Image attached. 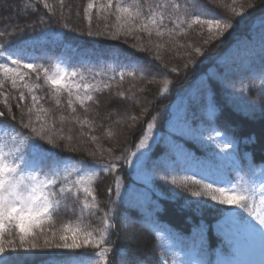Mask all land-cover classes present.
Listing matches in <instances>:
<instances>
[{"label":"trees","instance_id":"16d2710c","mask_svg":"<svg viewBox=\"0 0 264 264\" xmlns=\"http://www.w3.org/2000/svg\"><path fill=\"white\" fill-rule=\"evenodd\" d=\"M106 2L107 0H92L91 10V30L94 33L104 32V36L88 37L80 34L81 31L88 30L83 9L87 7L89 0H64L62 9L59 0H49L56 10L55 17L49 19L52 14L47 13L42 5L38 7V16H43L47 24H37L35 31L30 28L15 38H0V50L5 51V56L8 53L18 55L24 63H28V52H34L37 58L35 63L47 70L55 64L62 45L77 47L79 51L70 61L68 72L75 71L78 75L68 79L66 83L78 85L83 77L84 82L100 89L94 93V97L101 102L100 109L90 107L85 112L77 106V111L73 114L71 109L66 108V91L56 94L50 83L46 82L43 71L40 73V80H36L32 70L21 67V71L29 74L23 81L17 79L15 89L12 88L11 80L0 73V91L11 95L13 105L17 103L18 90L28 97L26 102H21L26 103L23 109L14 107L17 114L15 128L0 122V135L5 137V147H12L14 150L19 147L29 159H44V168L37 166L35 170L25 169V178L35 175L40 179H59L69 175L70 180L83 181L78 185V201L75 196L70 198L67 194L52 197L59 203L50 209L41 226L46 231L60 233L65 227L76 229L88 223L95 230L90 244L86 247L70 253L65 249L42 250L34 254L14 253L10 264H71L75 259L83 264H106L105 258L99 254L105 248L109 249L106 254L107 264H162V261H167V264H182L187 258L185 243L195 234L194 226L201 223L206 226L204 240L210 251L214 252L224 246V236L218 230L217 224L222 219L221 211L229 207L211 201L204 184L212 182V178L205 175L202 165L197 166L193 173L188 166V156L191 154L192 157L204 161L212 159L218 153L223 155L220 147L231 139L234 144L232 151L236 154L240 170L237 172L225 169L227 180L224 184L216 181L214 186L245 188L251 192L256 189L259 177L264 173V111L259 106L250 108L252 104L258 105L260 96L264 95V52L254 50L253 55L247 54L242 58L245 62L226 58L234 46L252 40L259 28H263L264 4L257 0L255 7L245 8L244 15L238 17L233 14L232 8L235 7L239 12L240 5L246 3V0H180L183 8L178 13L179 19L172 12L175 23L168 24L165 21L167 27L173 31L172 36H168L166 32L165 37L157 38L153 30L151 37L147 33L133 32L132 35L121 34L119 39H112L111 34L117 33L118 26L124 25V19L123 14H120V20L116 19L118 14L114 8L104 10L102 5ZM171 2L173 0H120L123 6H131L133 12L138 3L155 5ZM26 3L35 5L37 0H0V31L4 30V23L8 22L9 17L19 24L38 19L37 15L24 18ZM18 11L21 12L20 16H17ZM27 11L30 12L31 9ZM60 11H63L62 17ZM188 13L200 14L204 19H231L234 22L233 27L214 47L203 45L202 38L206 36L208 27L195 24L189 26L194 16ZM57 19L60 23H57ZM63 23H69V29L62 28ZM71 28L76 30L72 31ZM8 31L12 29L9 28ZM57 33L60 34L59 38ZM189 44L203 46L208 50L203 57H197L198 63L190 66L189 72L184 74L183 62ZM159 45L163 47H158ZM142 48L145 51H141ZM157 55L160 60H156ZM221 58L234 61V70L229 75L231 85L225 88L216 81H211L218 110L209 112L205 107L201 112L194 109L197 117L195 123L201 127L204 139H180L178 143L183 152L178 155L181 163L172 164V154L166 139L170 116L174 110L183 106L189 94L196 93L209 82L205 74L219 71ZM4 62L5 58L0 57V63ZM173 67H180L181 72H172ZM121 72L124 73L122 82ZM166 82L167 92L164 91ZM37 84L40 85L39 88L36 87ZM106 84L111 86V93L105 88ZM80 91L83 92V89ZM117 91L125 92L127 97L121 104L114 102L122 99L116 96ZM32 95L40 98L39 105L31 103ZM57 100L60 101L59 105ZM143 107H147L151 115L158 113L159 116L151 138L155 141H149L147 149L138 150L136 145L146 134L147 122L151 116L143 117L131 128L128 125L133 123L131 117L138 116ZM3 109L4 100L0 96V110ZM21 111L24 113L25 122L31 119L37 128L41 124L45 125L49 134L57 142L62 141L64 146L54 148L47 140L25 139L30 130L19 127ZM97 111L101 113L99 117L96 115ZM214 130L221 135L217 137ZM109 132L113 136L110 137ZM13 135L17 136L15 143L10 139ZM92 135L97 137L95 142L91 141ZM209 136L212 137L211 140L208 139ZM253 136L256 138L255 143L247 139ZM69 137L72 138L71 141ZM69 143L81 150L70 152L66 147ZM110 147L114 150L112 155L115 156L147 152L148 166L151 167L153 163L158 166L155 177L149 184L153 200H158L156 208L148 205L130 206L126 200L117 198V176L125 186L121 188L122 196L128 186L143 189L144 185L137 179L134 168L123 162H120L117 171L103 170L110 159ZM89 151L96 152V157L89 156ZM101 158L102 162L97 163ZM252 170L255 171V176ZM196 180L200 183H195ZM84 187L90 188L96 196L95 200L87 198L88 207L84 206ZM109 187L113 189L111 193L107 191ZM188 189L205 194L192 197ZM160 193L164 194L163 198ZM105 211H108L109 225L102 223L101 218ZM246 217L247 213H243L242 218ZM7 227L10 226H6L5 236ZM101 237L107 242L97 247Z\"/></svg>","mask_w":264,"mask_h":264},{"label":"snow or ice","instance_id":"6c2138e0","mask_svg":"<svg viewBox=\"0 0 264 264\" xmlns=\"http://www.w3.org/2000/svg\"><path fill=\"white\" fill-rule=\"evenodd\" d=\"M261 4H264V0H259ZM257 0H246V3L240 5V11L237 12L236 8H232V12L235 16H243L244 9H251L256 6ZM60 8L64 6V0H59ZM43 6V9L47 10V13L52 15L49 17L56 16V10L49 0H37L35 5L31 3H26L24 5V18L28 16L37 15L38 7ZM146 7V11H145ZM104 10L113 9L118 14L116 16L117 20H120L123 14L124 25L118 26L117 33L111 34L112 39H119L120 35L128 36L132 35L133 32L147 33L149 37L152 36L153 30L157 38L165 37L167 32L168 36L173 35L172 29H169L165 24L167 20L168 24H174L175 21L172 19V12L177 14V19H179L178 13L183 8V4L180 0H173L171 3L160 4H136L135 11L133 12L132 7H125L120 3V0H107V2L102 5ZM31 9V11H27ZM93 9L92 0H89L87 7L83 9L84 16L88 21V30L86 32L81 31V35H87L88 37L104 36V32L94 33L92 29L93 17L91 15V10ZM171 10V11H170ZM21 12H17V16H20ZM190 16H194L191 19L190 25L195 24L201 27L207 26L208 32L205 37L202 38L203 45L215 46L220 42L228 30L233 27V21L231 19L227 21H222L221 19H202L201 15L195 13H188ZM60 16H63V11H60ZM57 23L60 20L57 19ZM37 24H47V21L43 16H38V19L31 23L19 24L12 21L11 17L8 18V22L4 23V30L0 31V38L2 37H18L25 33L28 29L35 31ZM64 29H69V23H63L61 25ZM11 28L12 31H8ZM70 30L75 31V28ZM60 34L57 33V38ZM264 37V34H262ZM251 39V38H249ZM158 47H163L159 45ZM181 47H184L183 45ZM2 48V46H0ZM187 51L185 52L186 59L183 62V72L187 74L190 70V66L196 65L198 63L197 57H203L208 49L203 46H196L189 44L187 45ZM145 51V49H141ZM0 57H4V63H0V73H2L7 79L11 80L12 88H16L17 79L23 81L28 72L21 71V67L24 69L32 70V75L36 80H40V73L43 71L46 82L50 83L54 92L60 94L66 91L68 99L66 101V108L71 109L72 113L75 114L77 111V106L84 109L85 112L88 111L90 107H95L96 109L101 108V102L99 98L94 97V93L100 91L93 84L84 82L83 77L80 79L78 85L68 84L66 81L68 79L74 78L78 75L77 72H68L66 70H58L55 75H49L48 70L43 68L42 65L36 63H24L23 60L17 55L13 56L7 54L5 56V51L0 50ZM156 60H160V56H156ZM234 61H229L227 59L221 58L219 71L211 74H205L207 76L208 83L205 86L199 88L196 93H191L187 99L183 102V106L174 110L168 121L169 132L167 136V144L169 146V152L172 154L170 159L172 164H180L181 160L178 153H182L178 141L184 138H198L203 140V133L200 126L196 125L195 120L196 111H204L205 107L209 112L218 110L215 103V92L213 90V85L211 81H216L222 87H229L231 81L229 80V75L233 72ZM167 68V65H165ZM174 73L181 72L180 67H173L171 69ZM132 75V73H128ZM124 79V73H120V81ZM27 87V85H25ZM37 88L40 87L39 84L36 85ZM75 87V95H74ZM83 89V92L80 89ZM105 88L109 89L111 93V86L106 84ZM19 91V95L16 97L17 103L13 105L11 103L12 97L9 93L0 91V96L4 100V109L0 110V122L12 125L14 128L17 122V114L14 111V107L18 109H23L28 97L23 91ZM164 91H168L167 82L165 83ZM116 96L122 99H116L114 102L117 104L123 103L127 97L125 92L117 91ZM90 102V103H86ZM210 102V103H209ZM31 103L33 105H39L40 98L36 95L31 96ZM57 105L60 101L57 100ZM259 106L262 111H264V95L259 98L258 105L252 104L250 108H255ZM42 111H45L42 109ZM29 116L31 115V109L28 110ZM96 115L99 117L101 113L97 111ZM111 114L109 113V116ZM151 116V119L147 122V132L140 139L139 143L136 145L138 150L147 149L149 145V140L152 138L153 130L156 128V122L159 114L151 115L147 107H143L138 116L131 117L132 124L128 127L131 128L133 124L141 121L143 117ZM19 127L22 130H30L29 136L25 139H39L41 141L47 140L48 144H51L54 148H60L61 142H57L54 137L49 134L45 125L41 124L39 128L34 126L31 119L25 122V116L23 111L20 112V117L18 121ZM215 131V130H214ZM215 135L219 137L221 134L219 131H215ZM109 136H113L112 132H109ZM11 141L16 142L17 136H11ZM71 137L69 140L71 141ZM209 140L212 139L211 136L208 137ZM249 142L255 143L256 138H247ZM97 137L95 135L91 136V141L95 142ZM70 152H78L81 149L72 143L66 145ZM234 144L231 139L225 141L220 147V153L216 154L212 159L201 161L198 158L192 157L193 161L198 165H202L205 175L212 178V182L204 184V189L206 194L210 197L211 201L217 202L220 205L229 206L221 211L222 219L218 222L217 228L224 236V246L216 251H210L204 240V230L205 227L202 223L199 226H194L193 232L195 233L190 240L185 243L187 248L186 256L187 258L182 261V264H243L240 260V256L243 255L250 247L253 235L258 231L259 234L264 237V175L259 177V182L261 184V192L259 203L257 204L255 190L248 191L245 188L237 187H224V186H214L217 179H225L226 174L225 169H231L234 171H239V163L236 158L234 151ZM113 149L110 147L108 153L110 159L108 163L104 165V171L114 172L117 171L120 162H123L126 166L133 167L137 179L141 180L144 187L143 189H137L134 186H128L124 195H121V188L125 187L119 176L115 180V195L118 199L126 200L130 206H144L148 205L150 208H156L158 205V200H153V193L149 188L151 180L155 177V173L158 166L153 163L151 167L148 166V153L140 152H130L127 155L115 156L112 155ZM16 155L13 152H5L3 146H0V264H10L12 254L14 253H39L42 250H60V249H80L89 245L91 232H85L84 236L81 238L79 233L80 229L65 227L60 233L48 230L46 231L41 225L43 224V219L49 214L50 209H52L56 204L59 203L58 200H53V196H62L67 194L68 197L75 196L78 201L80 198V188L78 185L82 184V180H70L69 175H65L59 179H40L38 176L32 175L25 178L23 172L26 168H32L35 170L40 163H43V158H26V154L21 152L19 147L15 148ZM88 155L95 158L96 152L89 151ZM135 158V160L133 159ZM102 162V158L97 163ZM253 176H255V171L252 170ZM195 183L199 184L200 181L196 180ZM175 183V181H172ZM71 184V187L68 185ZM75 189V192L73 191ZM109 193L113 191L111 187L107 189ZM192 197H201L205 193L201 191H193L188 189ZM83 193L85 194V207H88L87 198L91 197L93 200L96 196L90 188L84 187ZM163 198L164 194H159ZM234 209L241 210L240 212L234 211ZM110 211V210H109ZM243 213H247V217L251 219V222L245 221ZM104 225H109L108 211H105L104 216L101 218ZM222 224L229 225V232H222L218 227ZM7 227V236H5V231ZM33 229H39V231H33ZM232 229H235L237 234H242L244 239L243 242L237 238V234H232ZM18 237V238H17ZM107 241L101 237L100 241L97 242V247ZM109 252L108 248H105L103 252L99 253L105 258L107 264L106 254ZM219 254V255H218ZM162 264H167V261H162Z\"/></svg>","mask_w":264,"mask_h":264},{"label":"rangeland","instance_id":"374dc122","mask_svg":"<svg viewBox=\"0 0 264 264\" xmlns=\"http://www.w3.org/2000/svg\"><path fill=\"white\" fill-rule=\"evenodd\" d=\"M201 18L204 19L203 17ZM262 24H263V28H259L260 30L253 35L252 40L240 42L238 45L234 46L230 51V53L228 54V57L226 58L230 60H237L238 62L241 61L245 62V59L243 60L242 58L247 54L253 55L254 50L264 52V37H262V34H264V21L262 22ZM77 51H79L77 47H74L69 44L62 45L61 53L57 57L56 62L52 66V68L48 70V74L55 75L57 71L61 69L68 71L70 61L73 59ZM28 55H29L28 63L29 62L35 63L37 58L34 52H28ZM0 141H1L0 146H3V149L6 153L13 152L14 155L17 154L12 147L10 148L5 147V137L3 135H0ZM149 141H155V140L151 139ZM188 159H189L188 166L191 169V171L194 173L197 169V166L199 165L193 161L191 154L188 156ZM38 166L44 168V165L42 163H40ZM262 175H264V173ZM226 180L227 177L225 179H217V182H219L220 184H224ZM261 190H262L261 184L258 180L255 189L257 204L259 203V199H260L259 194ZM244 220L247 222H251V219L249 217H246ZM220 227L224 232L226 233L229 232V225L222 224L220 225ZM79 229L81 230L79 233L81 238L84 236L85 232H91L93 236V233L95 231L94 229L91 228V225L88 223L86 225H80ZM232 234H237L235 232V229H232ZM91 237H90V241H91ZM237 238L241 240V242H243L244 237L242 234H237ZM65 250L70 253L77 249H65ZM240 260L243 262V264H264V237H262L258 231L252 237L251 247L243 255L240 256ZM71 264H83V263L75 259L71 262Z\"/></svg>","mask_w":264,"mask_h":264}]
</instances>
